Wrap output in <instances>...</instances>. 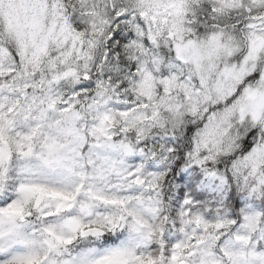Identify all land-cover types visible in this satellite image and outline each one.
Masks as SVG:
<instances>
[{
	"label": "snow or ice",
	"instance_id": "6c2138e0",
	"mask_svg": "<svg viewBox=\"0 0 264 264\" xmlns=\"http://www.w3.org/2000/svg\"><path fill=\"white\" fill-rule=\"evenodd\" d=\"M251 3L264 8V0ZM107 7L106 0H0V264H264V131L257 136L264 129V14L246 9L241 50L223 34L186 40L184 0ZM77 17H88V27ZM153 28L167 30L189 70L156 76L133 64L142 73L135 90L153 101L141 107L155 118L165 97L179 92L193 114L201 103L214 105L203 109L210 112L207 138L234 118L251 127L241 156L247 194L227 215L199 211L200 198L184 189L177 211L162 215L159 201L138 194L158 181L120 159L133 147L114 131L116 116L101 111L103 95L82 106L85 93L57 90L79 77L73 59L93 58L94 37L115 45L117 55L121 45L142 53L149 40L159 46ZM145 30L147 38L138 39ZM90 86L79 85L85 92ZM88 113H95L91 123Z\"/></svg>",
	"mask_w": 264,
	"mask_h": 264
},
{
	"label": "clouds",
	"instance_id": "9594fccd",
	"mask_svg": "<svg viewBox=\"0 0 264 264\" xmlns=\"http://www.w3.org/2000/svg\"><path fill=\"white\" fill-rule=\"evenodd\" d=\"M99 2L104 4L105 0ZM114 2L135 5V0H106L109 13ZM248 7L264 14V8H256L251 0H184L185 14L179 20L184 28L183 36L186 40L203 43L213 33L223 34L225 42H229L231 37L239 42L242 50ZM77 19L85 28L88 27V17ZM121 26L123 27V22ZM153 31L161 33L158 36L159 46L149 40L142 53L135 47L125 48L121 45L117 55L115 45L109 49L106 38L94 37L95 47L89 49L93 58L80 62L73 59L71 63L73 67L79 68V77L63 80L57 90L66 96H70L73 91L85 93L82 106L98 94L103 95L105 102L101 111L107 110L116 116L118 122L114 131L119 139L133 147L132 152L122 155L120 159L125 167L142 166L145 176L151 174V178L158 181L155 190H148L144 186L138 190V194L146 199L159 201L162 215L172 216L177 211L181 189L194 200L196 197L200 198L196 200L199 211L227 215L234 206L235 198L243 199L247 194L241 179L247 174V168L242 166L241 156L251 127L240 124L238 118H234L227 131L222 128L216 136L207 138L205 126H210V121L205 117L210 112L206 113L203 109H211L214 105L201 103V110L193 114L190 102L179 92L174 93L171 98L165 97L167 103L162 104L158 114L152 118V108L145 109L141 106L145 103L152 104L153 101L147 100L135 90L139 87L142 73L138 74L133 64L144 66L156 76H160L165 69L181 75L189 70L187 65H180L177 61L173 41L168 38L167 30L153 28ZM123 34L127 35V30ZM146 38L147 30L145 37H138ZM109 51L111 56H108ZM85 75L91 79H84ZM83 84L91 85L86 92L79 87ZM118 85L124 86L117 87ZM131 108H136L137 111L127 118L119 116V112ZM142 114H147L149 119H141ZM94 115L95 113L87 114L89 123ZM125 126L130 130L121 132L120 129ZM262 131L264 129L258 130L257 136ZM205 139H208L207 145L203 143ZM182 176L184 179H181ZM112 179L115 182L116 178ZM252 183L249 179L248 184Z\"/></svg>",
	"mask_w": 264,
	"mask_h": 264
}]
</instances>
